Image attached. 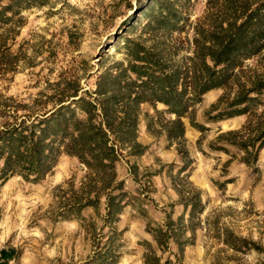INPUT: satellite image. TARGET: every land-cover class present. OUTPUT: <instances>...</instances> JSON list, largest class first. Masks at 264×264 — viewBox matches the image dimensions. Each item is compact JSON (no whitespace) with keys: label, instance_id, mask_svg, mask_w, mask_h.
Returning <instances> with one entry per match:
<instances>
[{"label":"rangeland","instance_id":"1","mask_svg":"<svg viewBox=\"0 0 264 264\" xmlns=\"http://www.w3.org/2000/svg\"><path fill=\"white\" fill-rule=\"evenodd\" d=\"M40 1L41 6L24 11L26 25L12 48L23 50L25 61L33 64L23 61L15 74L0 76V94L26 103L41 92L52 94L51 86L62 78L80 79L84 90L94 92L100 76H116L127 66L126 39L156 44L161 52L169 48L164 37L154 42L144 31L150 15L161 7L173 9L181 15V26L185 17L191 22L201 17L207 2ZM114 87L108 81L107 91ZM221 94L210 91L196 106V123L206 128L204 133L184 119L183 145L148 131L152 119H169L156 114L166 109L162 103L140 106L139 147L117 145L114 169L127 197L116 222L106 218L105 205L98 215L91 207L70 213L60 204L70 198V180L78 190L87 174L76 157L62 154L41 180L15 173L0 181V249L17 250L11 264H257L264 259V149L248 167L239 158L231 160L238 152L234 148L230 155L209 148L219 129L236 130L246 120L208 121ZM2 168L0 162V180Z\"/></svg>","mask_w":264,"mask_h":264},{"label":"trees","instance_id":"2","mask_svg":"<svg viewBox=\"0 0 264 264\" xmlns=\"http://www.w3.org/2000/svg\"><path fill=\"white\" fill-rule=\"evenodd\" d=\"M42 4L0 0L1 77L15 74L27 59L23 50L14 53L12 48L26 25L24 11ZM161 8L150 15L144 31L154 42L164 37L169 48L162 53L156 44L146 47L141 39H126L127 66L116 76H100L94 92L84 90L80 79L62 78L51 86L52 94L41 92L28 103L0 94L2 183L15 173L41 180L62 154L76 157L87 174L78 190L70 180V198L60 204H66L70 213L91 207L98 215L105 205L106 218L116 222L127 197L114 169L121 149L117 145L139 147L140 106L162 103L166 109L156 114L169 119H152L148 131L183 145L184 119L206 131L196 123V106L213 90L222 94L207 113L208 121L240 116L246 120L239 129H219L209 148L229 155V148H234L238 152L231 160L239 158L248 167L258 161L264 149V0H207L203 15L192 22L185 17L181 26L180 14ZM180 51L182 57L176 61ZM108 81L115 84L112 91H107ZM155 238L163 246L160 237ZM17 257L15 248L0 249V264H11ZM257 264H264V259Z\"/></svg>","mask_w":264,"mask_h":264}]
</instances>
